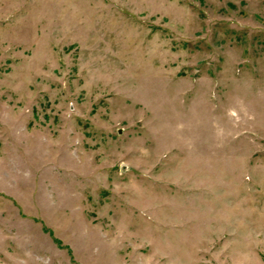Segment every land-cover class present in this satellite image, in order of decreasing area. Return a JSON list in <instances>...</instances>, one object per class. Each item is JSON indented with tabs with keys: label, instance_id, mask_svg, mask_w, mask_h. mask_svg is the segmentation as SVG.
I'll return each instance as SVG.
<instances>
[{
	"label": "rangeland",
	"instance_id": "1",
	"mask_svg": "<svg viewBox=\"0 0 264 264\" xmlns=\"http://www.w3.org/2000/svg\"><path fill=\"white\" fill-rule=\"evenodd\" d=\"M0 264H264V0H0Z\"/></svg>",
	"mask_w": 264,
	"mask_h": 264
}]
</instances>
